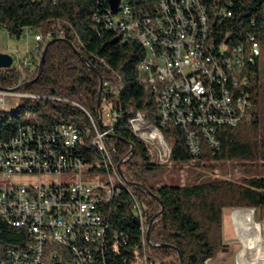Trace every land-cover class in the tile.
<instances>
[{
	"label": "trees",
	"instance_id": "1",
	"mask_svg": "<svg viewBox=\"0 0 264 264\" xmlns=\"http://www.w3.org/2000/svg\"><path fill=\"white\" fill-rule=\"evenodd\" d=\"M125 1L139 16L154 17L158 0ZM200 2L207 9L217 49L222 46V57L232 60L225 86L233 101L241 99L245 106L242 113L236 112L235 125L217 126L218 146L202 136L201 152L194 156L186 132L163 125L156 115L157 94L142 81L139 70L148 51L136 38L104 26L108 0H0V28L9 36L19 39L38 33L45 38L49 32L63 33L39 43L38 54L32 51L26 56L33 68L0 70V90L26 95L13 110L0 109V141L15 136L22 125L45 131L72 124L82 132L83 143L69 157L85 165V174L108 173L112 162L116 164L120 186L111 181L113 199L101 201L100 207L109 228L106 248L93 250L94 237L82 235L86 251H93L101 264H209L225 247V209L264 214V175H254L264 168V0ZM183 14H190V9ZM140 113L170 144L167 162L199 161L211 170L240 167L244 177L147 184L144 172L163 169L167 162L161 161L163 156L162 164L154 162L155 148L136 134L130 121ZM106 114L113 120L105 122ZM91 118L98 128L111 132L107 150L96 144ZM31 242L25 229L0 215V261L6 260L9 249H29ZM52 249L63 255L57 264H76L70 247Z\"/></svg>",
	"mask_w": 264,
	"mask_h": 264
},
{
	"label": "built area",
	"instance_id": "2",
	"mask_svg": "<svg viewBox=\"0 0 264 264\" xmlns=\"http://www.w3.org/2000/svg\"><path fill=\"white\" fill-rule=\"evenodd\" d=\"M189 4L190 14H183L181 0H158L151 18L148 13L139 16L123 0L116 14L109 9L104 26L116 27L125 37L136 38L148 51L139 70L142 81L157 94L156 115L164 125L178 126L186 132L189 150L196 156L201 152L202 136L218 146L217 126L235 125L239 120L236 112L244 111L245 102H234L225 86L232 60L222 57V46L216 47L207 9L200 0H189ZM24 36L34 37L39 44L61 38L63 33L49 32L45 38L38 33ZM253 50L257 54V45ZM39 52L38 45L33 53ZM20 61L14 68L20 69ZM22 96L10 90L0 92V108L7 97ZM113 118L106 114L104 121ZM130 122L138 124V136L160 157V143L154 139L152 129L143 128L141 113ZM92 123L96 142L107 150L106 139L111 132ZM90 133L88 129L86 134ZM82 136L72 124L45 131L22 125L15 136L0 141V175L39 176V182L33 185L12 183L0 187V215L13 226L25 229L32 239L29 249H9L0 264L63 262L60 251L52 249L54 245L70 247L76 264H101L93 253L86 252L82 235L93 236L94 250L104 251L109 228L100 210L101 201H112L114 193L109 191V184L93 186V181L83 180L84 175L91 179L94 176L84 173L85 165L79 159L69 157V152L83 143ZM112 165L117 168L115 163Z\"/></svg>",
	"mask_w": 264,
	"mask_h": 264
},
{
	"label": "rangeland",
	"instance_id": "3",
	"mask_svg": "<svg viewBox=\"0 0 264 264\" xmlns=\"http://www.w3.org/2000/svg\"><path fill=\"white\" fill-rule=\"evenodd\" d=\"M37 46L38 44L35 43L34 37L23 36L18 39L17 37L9 36L4 29L0 28V53L10 54L14 58L15 64H17L18 60L21 59L22 61L19 62L21 70L27 66L29 67L27 62H31L32 59L30 57L27 58L26 56L35 50ZM30 67L33 68L34 66L30 65ZM2 91L3 90H0V92ZM25 97V95L20 98L7 97L5 100L6 104L3 109L13 110L21 101H23ZM155 140L160 143L161 157L159 159L158 153L155 150H153L152 156L153 161L159 165L162 164L161 161L165 163L169 160L167 154L170 146L164 141V139L161 141L156 138ZM162 156L164 157V160H161ZM166 166L167 167L163 169H154L144 172V178L147 181V184L153 187H160L162 185L171 183L175 185L193 183L199 178L236 180L244 177L240 167H226L223 169L219 168L216 170H211L201 166V162L199 161H193L187 164L170 161L166 163ZM225 172H228L227 175L224 174ZM258 174L264 175V168L261 169V173H255L254 175ZM118 176V172L115 174L114 172L109 171L108 173H99L95 175L94 179L85 178V175L82 179H87L86 181H93L91 182L93 186H104L108 184L110 186V180H112V183L119 187L120 179ZM56 180H58V178H56ZM63 180L66 181L67 178L65 177ZM38 182L39 176L11 177L9 175H0V187L8 186L12 183L29 186ZM232 212L233 210L231 211V209H225L223 211V239L225 247L224 250L218 254L216 259L211 260V263L209 264H238L237 257L240 250L242 249V244L240 241L247 239L252 233H255L256 235L260 234L264 243V214H260L259 212L255 211L254 221L252 220L253 218L250 212L246 211L245 213H242L241 217L237 218V226L239 234L245 237H238L233 224ZM248 217L250 220H248Z\"/></svg>",
	"mask_w": 264,
	"mask_h": 264
},
{
	"label": "bare ground",
	"instance_id": "4",
	"mask_svg": "<svg viewBox=\"0 0 264 264\" xmlns=\"http://www.w3.org/2000/svg\"><path fill=\"white\" fill-rule=\"evenodd\" d=\"M188 1L189 0H183L182 1L183 2L181 4L182 13H184L188 9H190V4L188 3ZM109 5H110V3H109ZM110 9H111V7H110ZM111 13H113L112 9H111ZM109 28H115L116 31H117L116 27H109ZM33 34H36V33H33ZM141 65H142V63L140 64V66ZM159 120L162 122V120L160 118H159ZM163 125H164V123H163ZM133 127H134V130H135L136 134H137L138 133V124L136 122H133ZM143 128L144 129H151L146 124L144 119H143ZM153 136H154V139L158 138L161 141L163 139V137L159 133H156V132H153ZM96 144L101 149H104V146H102L101 144H99L97 142H96ZM159 151H160V144H159ZM110 171H112V172H114L116 174L117 168L116 169L112 168V170H110ZM120 181H121V179H120ZM107 202H110V201H107ZM246 211L251 213L252 218H253L252 220L255 221V215H254L255 214V210H253V209H236V210H233V212H232L233 224H234V227H235L236 234L238 233L237 218H240L242 213H245ZM248 220H250L249 217H248ZM256 226H257V224H256ZM255 230H256V228H255ZM84 236H85V239H89V235H84ZM240 242L242 244V249L240 250V252L238 254V257H237L238 264H264V243H263L262 238H261V236L259 234L256 235L255 233H252L247 239H245L243 241H240ZM93 250H94V248H93ZM86 252L87 253H93V251H86Z\"/></svg>",
	"mask_w": 264,
	"mask_h": 264
},
{
	"label": "water",
	"instance_id": "5",
	"mask_svg": "<svg viewBox=\"0 0 264 264\" xmlns=\"http://www.w3.org/2000/svg\"><path fill=\"white\" fill-rule=\"evenodd\" d=\"M122 0H109L110 7L114 14L118 12ZM47 49L43 52L42 65L46 59ZM15 65L14 58L10 54L0 53V70H13ZM102 83V82H101ZM147 239L150 240V230L147 232Z\"/></svg>",
	"mask_w": 264,
	"mask_h": 264
},
{
	"label": "crops",
	"instance_id": "6",
	"mask_svg": "<svg viewBox=\"0 0 264 264\" xmlns=\"http://www.w3.org/2000/svg\"><path fill=\"white\" fill-rule=\"evenodd\" d=\"M232 211V210H231ZM252 233V232H251ZM238 237L242 236L241 234H239V232L237 233ZM248 235V234H247ZM260 235V234H259ZM245 237V236H242ZM211 263V262H210Z\"/></svg>",
	"mask_w": 264,
	"mask_h": 264
}]
</instances>
